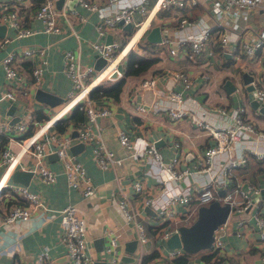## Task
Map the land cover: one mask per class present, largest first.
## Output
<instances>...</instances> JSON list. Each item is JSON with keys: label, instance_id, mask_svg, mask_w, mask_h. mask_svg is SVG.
I'll return each mask as SVG.
<instances>
[{"label": "built area", "instance_id": "obj_1", "mask_svg": "<svg viewBox=\"0 0 264 264\" xmlns=\"http://www.w3.org/2000/svg\"><path fill=\"white\" fill-rule=\"evenodd\" d=\"M70 1L64 0L62 6L58 5L57 0L40 1L34 14L42 21L44 31L61 32L63 27L59 20L64 13L67 16L73 14L84 18L76 7L68 5ZM74 1L98 12L96 26L98 34L103 38L91 40V46L105 62L96 67L84 60L80 49L66 48L62 54V69L70 77L72 85L62 100L55 104V110L45 112L40 119L35 117L34 110H26L15 122L0 111V133L8 136L0 153V231L7 223L28 220L39 210L54 209L41 192L12 179L17 168L28 169L45 182H53L57 179V172L47 163V156L55 151L69 187L78 189L83 197H89L96 191L97 184L88 173L84 162L72 151L73 143L76 140H96L93 156L102 168L122 161L100 138L99 119L113 115V110L108 103L95 98L92 90L104 81H113L125 75V63L129 53H144L142 40L154 25H160L162 34L159 43L168 47L172 56L181 54L185 51L182 46L188 44L186 55L191 59H196L205 51H208L210 57L215 54L212 48L214 42H218L221 46L219 53L230 54L240 65L254 62V67H258V63L264 60V22L256 27L251 24L250 17L256 11L264 12V0H109L107 4H101L100 0ZM33 2L34 0H8L5 4L0 14V22L6 24V29L0 36V47L10 39L27 37L37 32L25 19ZM173 7L175 9L171 16L162 13ZM197 7L203 10L195 15L194 9ZM128 23L129 28L125 26ZM113 30L115 31L112 32ZM118 30L124 31L122 39L114 36ZM109 33L112 34L111 41L106 40ZM19 59L33 61L32 83L35 86L41 83L44 67L48 62L46 46H14L1 59L5 77L12 86L4 90L0 99L16 100L17 88L26 82L18 67ZM254 67V71H250L253 73L250 81L252 91L254 97L264 104V80ZM168 73L175 82L169 89L167 98L153 101L148 108L144 103H138L136 108L141 111L163 108L173 119L190 116L196 125L208 131L214 143L198 154L194 166L204 176L199 179L200 185L195 190L190 178L193 165L182 166L178 152L165 160L150 138H147V143L140 149H136L128 130L119 129V141L130 151L146 156L150 163L147 172L154 175L159 182L164 186H168L170 180L185 182L183 189H174L166 197L146 194L145 202L155 208L163 222L158 236L163 239L171 236L179 230L182 222L189 223L191 217L196 215V211L190 209L183 213L181 222L170 226L166 222L178 216L173 206L190 205L193 198L197 199L198 206H210L218 199L222 203H228L230 210L227 218L214 229L215 249L225 247L223 235L227 232L228 222L234 212L240 215L236 220L237 234L243 235L248 221H251L259 239L264 242V203L254 199L261 191L260 185L249 182L247 185L237 183L233 186L231 174L233 167L248 163L249 155L264 158V129L257 128L255 122L246 118L245 106L241 103L231 111L221 106L215 108L223 117H227L220 123L207 119L205 115L199 116L194 107L185 105V93L208 75L201 74L198 79V76L193 77L188 71L175 68H170ZM135 81L136 88H157V79L153 72L142 75ZM75 107L84 111V120L72 121L66 129H58L57 122L70 115ZM74 129L78 130L75 136L72 135ZM50 145L53 146L52 150L49 149ZM173 145L179 147L180 142L175 141ZM27 154L30 155L28 162L25 161ZM133 186L136 191L141 192L145 185L139 178L134 181ZM220 189H224V193H220ZM119 205L127 219L136 221L138 241L145 242L149 238L147 225L138 219L130 200L122 197ZM57 211L61 216V238L66 245L71 264H96V257L89 247L87 220L80 213L77 203L67 201ZM246 212L250 213L248 219L243 215ZM105 237L107 243L103 249L107 261L109 264H123L119 257V232L107 227ZM178 252L179 249H176L173 254ZM49 258L47 251H41L37 264H46ZM139 263L140 261L137 264Z\"/></svg>", "mask_w": 264, "mask_h": 264}, {"label": "crops", "instance_id": "obj_2", "mask_svg": "<svg viewBox=\"0 0 264 264\" xmlns=\"http://www.w3.org/2000/svg\"><path fill=\"white\" fill-rule=\"evenodd\" d=\"M100 1L101 4L109 2V0ZM7 2L8 0H0V14ZM63 2L64 0L59 6H62ZM68 5L76 7L84 15V18L81 19L73 14L67 16L64 13L59 20L63 30L61 32H46L43 29L42 21L35 17L34 11L37 8L35 9L32 6L25 19L29 25L36 28L37 32L27 37L10 39L0 47L1 97L4 90L12 86V83L5 77V70L1 61L4 53L14 46H24L26 44H42L46 46L48 62L44 67L43 78L39 86H35L32 83L31 70L33 61L31 59H19L18 67L23 73L26 82L22 83L16 90L17 108L12 116L22 115L26 110L40 109L44 111L43 104L49 103L36 97L38 87L50 90L62 97L68 92L72 83L70 77L62 69L64 49L78 48L82 51L85 61L95 64L96 51L91 46V40L103 38L98 34L96 26L99 14L97 11L75 3L74 0H71ZM202 10L200 7L195 8V15L201 13ZM173 11L174 9L170 8L162 13L165 16H171ZM250 17L251 24L256 27H259L264 22V12L262 11H256ZM0 23L2 24L3 22ZM118 33L122 36L124 35V31L118 30ZM118 33H114V36ZM147 41L149 40L147 39ZM158 43L155 42L156 47L153 53L151 55L148 54V56L156 57L157 59L147 72L154 73L157 79L156 90L136 88L135 80L140 76L129 77L120 98L115 99L107 95L95 97L101 102L108 103L113 110V115L99 119L100 138L107 147L111 148L117 156L122 158V161L110 165L108 168L100 167L93 156L94 145L97 144V141H83L84 146L77 153H74L84 162L88 173L97 184V189L93 195L83 197L78 189L69 187L57 153L55 151L49 153L47 163L56 170L57 179L53 182H45L37 174L33 173L27 185L41 192L54 209L39 210L28 220H16L3 225L0 231V264H37L39 254L44 250L48 252L50 257L46 264H71L66 245L61 238V216L57 211V208L63 206L67 201L77 203L80 213L87 220L89 247L97 253L95 256L96 264H109L104 249H97L95 243L97 237L105 236L107 227H112L119 232V257L123 264H137L145 253L154 250H158L160 254L149 264H264V242L259 239L251 221H248L244 234L238 235L236 232V220L238 218L230 219L227 232L223 235L225 247L220 250L215 249L213 245L212 250L209 251L205 248H200L194 252L185 251L183 250L184 248L174 245L173 234L164 239L158 236L159 227L162 226L163 222L154 207L150 205L151 209L147 207L145 196L148 193L166 197L174 189H183L185 182L182 180H170L171 186L170 184L164 186V184L159 182L154 175L147 172L150 163L146 156L130 151L119 141V129L125 128L128 130L134 140L136 149H140L150 138L155 144L158 141L156 146L165 160H168L174 153L178 152L181 156L182 166L186 164L193 165L190 178L193 181L194 188L200 185L199 179L204 176L194 166L198 154L203 148L214 143V139L208 131L196 125L195 120L190 116L173 119L163 108L157 110L149 108L145 111L136 108L138 103H144L148 108L151 107L153 101L167 98L168 91L175 82L172 75L168 73L169 69L175 68L188 71L193 77L198 76V79L201 74L208 75L206 78L202 77L203 81L198 82V85L193 86L192 89L187 90L185 93V105L194 107L199 116L205 115L207 119L220 123L226 120L227 117H223L215 108L221 106L225 107L227 111H231L233 107L241 103L245 106L246 118L255 122L257 128L264 129V110L261 109L264 104L259 102L257 105L254 102L256 98L252 88H249L243 79L245 70L254 71V62L240 65L239 62H235L231 58L230 54H220L221 46L218 42H214L212 46L215 51L213 56L209 57L208 51H205L196 59H191L186 55V51L189 49L188 44L182 46L185 51L173 57L169 54L168 47L166 48L163 45L164 47L162 48ZM164 48L166 52L160 53V50ZM26 61L30 62V66H26ZM168 61L176 66L166 65ZM263 61L258 63V67H254V69L259 68L256 73L260 72L264 80ZM231 65L238 68V72L233 76L236 80L224 72L226 67ZM250 73L253 75L252 72ZM228 78L232 79L236 84L234 92H228L225 88L224 82ZM10 105L11 101L9 99H0V111L6 117H10L7 114ZM80 141L82 140H76L73 144ZM175 141L180 142L179 147L173 145ZM52 147L50 145L49 149L52 150ZM29 160L30 155H26L25 161L28 162ZM252 160L255 161L256 158H252ZM259 160L263 161L262 166H264V158ZM242 167L237 166L231 169L233 185L237 183L247 185L249 182H255L260 185V192L264 195V171L258 172L255 179H251L249 174L258 167V164L251 165L249 171L245 170L247 168ZM164 175L166 176V173ZM139 178L143 180L145 185L141 192L136 191L133 186L134 181ZM12 179L15 180L13 175ZM224 191V189H220V193H224ZM122 197H127L130 200L131 207L136 210L138 219L143 220L147 225L149 233V238L145 242L137 241L132 252L127 250L126 243L132 239H138V228L136 221L127 219L123 213L119 205ZM257 200L264 203V197H260ZM173 209L178 213V216L166 222L170 226L181 222L180 218L183 213L190 209L196 211L197 215V199L193 198L190 205L177 204L173 206ZM246 218L248 219L249 216ZM106 243L107 238L105 237L102 242L104 247ZM176 249H179V252L173 254ZM125 254L134 256L135 259L127 262L123 259ZM181 254L186 257V260L183 263H178L174 260V257Z\"/></svg>", "mask_w": 264, "mask_h": 264}, {"label": "water", "instance_id": "obj_3", "mask_svg": "<svg viewBox=\"0 0 264 264\" xmlns=\"http://www.w3.org/2000/svg\"><path fill=\"white\" fill-rule=\"evenodd\" d=\"M63 0H57L58 5H61V2ZM127 28L130 27V24L125 25ZM6 29V24L0 23V35H3ZM166 31V30H164ZM161 27L159 24L154 25L151 30L147 33V39L151 42H159L161 41ZM112 35L109 33L106 37L107 41H111ZM105 62V59L98 55L96 53V61L95 66L100 67ZM253 75L248 71L245 70L243 72V79L244 82L247 83V86L249 88H252V84L250 81L252 80ZM225 88L228 92H234L236 89L235 82L228 78L224 82ZM36 97L41 101H46L49 104H56L62 100V96L57 95L56 93L44 89L42 87H38L36 90ZM254 102L256 104H259V101L257 99H254ZM17 108V102L16 100H11V105L9 109L7 110V114L11 117V121L15 122L19 119V116H12L14 111ZM261 109L264 110V105L261 106ZM78 134V130L74 129L72 135L75 136ZM158 141L156 142V144ZM84 146V142L80 141L72 145L73 152L77 153L82 147ZM33 174L30 170H22V169H16L13 173V177L15 180H19L24 182L25 184H29L30 177ZM264 191V189H263ZM260 197H264V195L260 192L255 196V200H257ZM148 208H150L149 205H147ZM151 209V208H150ZM230 205L228 203H222L220 200H215L210 206L206 205H200L198 207V213L191 223V227H187L185 229L179 228L178 231H175L172 235V238L174 239L175 246L187 248L189 251H196L192 247H200L205 244H207L212 238H213V232L214 229L217 227V225L224 221L229 213ZM155 211V210H154ZM156 212V211H155ZM105 239V236H100L95 239L96 247L99 250H103L104 246L102 244L103 240ZM138 239H132L130 241H127V250L128 251H134V246L137 244ZM204 248V247H201ZM123 259L129 262L130 260L135 259L134 256H131L129 254L123 255Z\"/></svg>", "mask_w": 264, "mask_h": 264}, {"label": "trees", "instance_id": "obj_4", "mask_svg": "<svg viewBox=\"0 0 264 264\" xmlns=\"http://www.w3.org/2000/svg\"><path fill=\"white\" fill-rule=\"evenodd\" d=\"M40 1L41 0H34L33 6L35 9L37 8ZM173 9L175 8L173 7ZM155 47H156V44L151 42L150 49L148 50L153 52ZM156 59H157L156 57L148 56L146 53H139L136 51L130 52L126 59V63H125V75L113 81H104L100 83L92 90V95L95 97L107 95L115 99L120 98L121 93L124 90V86L127 82V79L129 77H139V76L145 75L151 68L152 64L156 61ZM25 64L26 66H30L29 61H26ZM34 114H35V117L38 119L42 118L45 115L44 111L40 109H35ZM84 118H85L84 111L79 109V107H75L71 111L70 115L63 117L61 120L57 122V127L60 130H64L66 129V127H68V125L72 121H82L84 120ZM7 140H8V136L4 133H0V153L3 147L5 146V144L7 143ZM251 157L253 159L256 158V160L255 161L252 160ZM250 159L251 161L249 162ZM259 159L260 158H257L254 155H249L248 163L242 167V168H247L245 170L249 171L251 165H254L255 163L258 164V167L255 168L253 172L249 174L251 179H255L258 172L264 171V166H262L263 161ZM159 254L160 253L158 250L145 253L142 256L139 264H149ZM174 260L178 263H183L185 262L186 257L183 254H181V255L174 257Z\"/></svg>", "mask_w": 264, "mask_h": 264}, {"label": "rangeland", "instance_id": "obj_5", "mask_svg": "<svg viewBox=\"0 0 264 264\" xmlns=\"http://www.w3.org/2000/svg\"><path fill=\"white\" fill-rule=\"evenodd\" d=\"M116 38H118V39H122V35L121 34H117L116 35ZM150 45H151V42L150 41H147V37H144L143 38V40H142V46H143V50H144V53H146L147 55L149 54V55H151L153 52L152 51H150V50H148V49H150ZM158 45L160 46V47H164L163 46V44H161V43H158ZM161 52L160 53H165L166 51H165V48L164 49H162V50H160ZM174 57V56H173ZM166 65H168V66H171V65H175L174 63H172V62H167L166 63ZM176 66V65H175ZM259 68H255V70L257 71ZM224 72L225 73H228L231 77H233V76H235V74L238 72V68L236 67V66H233V65H231L230 67H226V69L224 70ZM233 79L234 80H236V78L235 77H233ZM43 110H44V112H47L48 110L49 111H53V110H55L56 108H57V106L56 105H49V104H43ZM103 117H105V116H103ZM28 155V154H27ZM26 157V156H25ZM198 207H200V205L198 206ZM244 216H249L250 215V213H244L243 214ZM240 215L238 214V213H236V212H234L233 214H232V218L231 219H237L238 217H239ZM195 217L196 216H194V217H191L192 219H191V221L189 222V223H185V222H182L180 225H179V228H181V229H185V228H187V227H191L192 226V222H193V220L195 219ZM214 245V238H212L207 244H205V245H203V246H200V247H192V248H194L195 250H199L201 247H204L207 251H209V250H212L211 248H212V246ZM183 250H185V251H189L187 248H185L184 247V249ZM194 252V251H193ZM92 253L96 256L97 255V253L95 252V251H92Z\"/></svg>", "mask_w": 264, "mask_h": 264}]
</instances>
